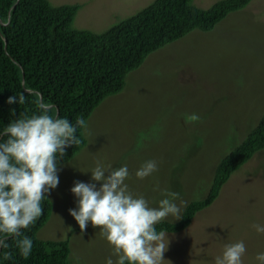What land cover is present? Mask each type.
I'll return each instance as SVG.
<instances>
[{
	"label": "rangeland",
	"instance_id": "rangeland-1",
	"mask_svg": "<svg viewBox=\"0 0 264 264\" xmlns=\"http://www.w3.org/2000/svg\"><path fill=\"white\" fill-rule=\"evenodd\" d=\"M81 4L76 29L103 33L154 0H49ZM221 0H193L209 9ZM199 115L198 121L186 116ZM264 117V0L229 14L209 32L193 31L150 54L130 72L125 88L105 99L88 119L87 145L62 165L60 183L50 197L53 214L39 232L41 240H69L68 264H105L112 249L98 228L81 232L69 210L76 204L70 189L91 183L89 171L103 160L127 165V183L155 206L157 190L180 192L187 202L204 199L220 161L235 150ZM149 159L159 170L143 180L135 171ZM165 221L175 222L169 217ZM177 222V221H176ZM264 149L257 152L223 186L218 199L196 214L179 233H168L165 264H215L226 243L243 240L244 264H258L264 234Z\"/></svg>",
	"mask_w": 264,
	"mask_h": 264
},
{
	"label": "trees",
	"instance_id": "trees-1",
	"mask_svg": "<svg viewBox=\"0 0 264 264\" xmlns=\"http://www.w3.org/2000/svg\"><path fill=\"white\" fill-rule=\"evenodd\" d=\"M253 0H221L201 9L193 0H154L137 14L121 20L103 33L74 27L81 4L56 5L49 0H0V128L10 120L37 111V97L12 105L9 96L24 91L25 83L53 104L54 113L72 122L78 115L88 120L96 108L126 86L128 74L148 56L193 31L209 32L229 14L245 9ZM27 95V93H25ZM11 109H15V114ZM82 143L67 150L63 164L86 147ZM264 149V117L246 139L218 164L207 196L190 203L177 222L163 221L158 230L179 233L196 214L218 199L231 176ZM62 164V165H63ZM44 214L24 230L34 241L32 254L24 259L16 248L0 250V264H68L69 240H41L39 232L49 223L53 202H43ZM11 256L6 258L7 253Z\"/></svg>",
	"mask_w": 264,
	"mask_h": 264
},
{
	"label": "clouds",
	"instance_id": "clouds-1",
	"mask_svg": "<svg viewBox=\"0 0 264 264\" xmlns=\"http://www.w3.org/2000/svg\"><path fill=\"white\" fill-rule=\"evenodd\" d=\"M29 95L38 98L37 111L21 114L0 128V250L10 248L9 240L13 239L24 259L31 256L34 247L24 230L44 214L43 202L60 183L67 150L82 143L78 131L89 127L82 115L72 122L58 111L54 113L55 106L26 83L24 91L9 96L6 103L14 104L18 96L24 105ZM11 111L15 114L16 110ZM199 119L196 113L186 116L187 121ZM158 170V161L149 159L135 171V177L143 180ZM81 172H90L92 182L74 183L70 191L76 204L69 215L81 232L89 225L99 229L112 249L105 264H165L169 234L157 226L169 217L175 222L182 219L187 202L181 193L157 186L162 198L153 206L146 196L130 189L127 181L131 173L126 164L116 168L98 159L89 171ZM253 227L264 234V224ZM246 253L243 240L226 243L215 264H244ZM10 256V252L6 254V258ZM255 261L264 264V252H258Z\"/></svg>",
	"mask_w": 264,
	"mask_h": 264
}]
</instances>
